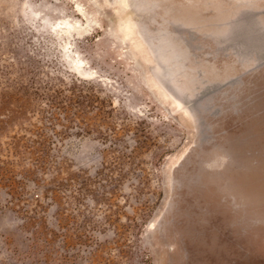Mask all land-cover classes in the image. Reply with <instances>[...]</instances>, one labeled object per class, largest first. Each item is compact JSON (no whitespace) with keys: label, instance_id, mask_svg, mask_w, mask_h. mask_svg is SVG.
<instances>
[{"label":"rangeland","instance_id":"rangeland-1","mask_svg":"<svg viewBox=\"0 0 264 264\" xmlns=\"http://www.w3.org/2000/svg\"><path fill=\"white\" fill-rule=\"evenodd\" d=\"M0 264H264V0H0Z\"/></svg>","mask_w":264,"mask_h":264}]
</instances>
